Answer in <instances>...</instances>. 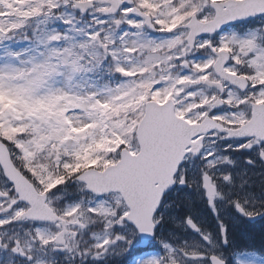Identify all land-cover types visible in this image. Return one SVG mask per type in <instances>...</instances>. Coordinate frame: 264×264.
Returning a JSON list of instances; mask_svg holds the SVG:
<instances>
[{"label": "snow or ice", "instance_id": "1", "mask_svg": "<svg viewBox=\"0 0 264 264\" xmlns=\"http://www.w3.org/2000/svg\"><path fill=\"white\" fill-rule=\"evenodd\" d=\"M0 264H264V0H0Z\"/></svg>", "mask_w": 264, "mask_h": 264}, {"label": "trees", "instance_id": "2", "mask_svg": "<svg viewBox=\"0 0 264 264\" xmlns=\"http://www.w3.org/2000/svg\"><path fill=\"white\" fill-rule=\"evenodd\" d=\"M260 232H261V226L260 229H258L257 231H255L252 233V239H254L257 243L259 242V237H260Z\"/></svg>", "mask_w": 264, "mask_h": 264}, {"label": "flooded vegetation", "instance_id": "3", "mask_svg": "<svg viewBox=\"0 0 264 264\" xmlns=\"http://www.w3.org/2000/svg\"><path fill=\"white\" fill-rule=\"evenodd\" d=\"M259 226V225H258Z\"/></svg>", "mask_w": 264, "mask_h": 264}]
</instances>
